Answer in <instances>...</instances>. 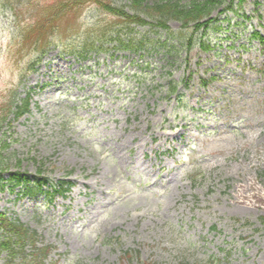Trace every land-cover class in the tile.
I'll use <instances>...</instances> for the list:
<instances>
[{
    "label": "rangeland",
    "instance_id": "rangeland-1",
    "mask_svg": "<svg viewBox=\"0 0 264 264\" xmlns=\"http://www.w3.org/2000/svg\"><path fill=\"white\" fill-rule=\"evenodd\" d=\"M218 19L191 48L185 32L173 55L108 49L78 61L55 48L24 75L0 2V106L13 94L30 102L0 129V169L64 183L49 203L0 188V212L51 247L43 264H264V202L245 199L264 193V45L250 38L264 37V0ZM63 21L56 34L77 46L116 30L166 38L128 34L88 5ZM33 250L0 264H34Z\"/></svg>",
    "mask_w": 264,
    "mask_h": 264
},
{
    "label": "trees",
    "instance_id": "trees-1",
    "mask_svg": "<svg viewBox=\"0 0 264 264\" xmlns=\"http://www.w3.org/2000/svg\"><path fill=\"white\" fill-rule=\"evenodd\" d=\"M5 1L7 10L14 17L15 27L11 39L13 52L19 54L23 59L21 67L24 75L32 73L41 59L51 49L58 48L59 53L72 55L83 60L90 54H99L108 49L115 51H130L137 54L139 51L151 47L153 50H163L165 55H173V49L180 45V39L185 37V32H192L187 44L193 47L192 36L196 33L206 35L207 32L218 22V16L233 11L234 6L240 5L243 0H130L128 6H117L112 0H0ZM92 6L97 12L110 16L125 25L128 34L138 29H154L155 33L164 32L166 38L160 44L156 40L147 42L145 38L134 40L133 38L123 39L119 30L101 33L95 39L83 40L78 46L70 40L63 41L56 31L62 29L60 21L82 6ZM21 10V11H20ZM48 10V12H46ZM42 15V13H45ZM216 13V16L214 14ZM28 14L26 27H22L17 21L20 15ZM170 22L179 25V30L173 31L169 27ZM65 32V29H64ZM131 35H129L130 37ZM59 38L58 40L56 39ZM250 38L264 45V37L258 32H252ZM150 41V40H149ZM111 44L110 48L107 45ZM150 45V46H149ZM196 45V44H195ZM204 44H202L203 46ZM21 75V79L24 78ZM174 92V88H171ZM0 106V129L11 120H18L29 112V95L24 99H17L11 95ZM1 104V103H0ZM1 168V166H0ZM0 169V188L19 187L22 195L44 194L46 201L56 194H61L62 185H54L51 180L41 176V171L34 176L23 173H7ZM47 188L46 190H43ZM51 191V192H48ZM35 232H31L19 222L9 219L0 212V254L15 258L23 255L27 246L34 248L32 252L34 264H43V260L49 253V247L35 248ZM124 258L130 261V254ZM191 264H198L193 262ZM205 264H220L218 260Z\"/></svg>",
    "mask_w": 264,
    "mask_h": 264
},
{
    "label": "bare ground",
    "instance_id": "bare-ground-1",
    "mask_svg": "<svg viewBox=\"0 0 264 264\" xmlns=\"http://www.w3.org/2000/svg\"><path fill=\"white\" fill-rule=\"evenodd\" d=\"M245 199L247 200L246 204L250 205L256 204L257 201L262 203L264 202V193H260L257 189H254V192L246 196Z\"/></svg>",
    "mask_w": 264,
    "mask_h": 264
}]
</instances>
